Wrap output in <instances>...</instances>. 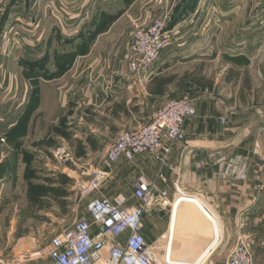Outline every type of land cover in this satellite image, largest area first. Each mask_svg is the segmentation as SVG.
Listing matches in <instances>:
<instances>
[{"label": "crops", "instance_id": "0c3cea01", "mask_svg": "<svg viewBox=\"0 0 264 264\" xmlns=\"http://www.w3.org/2000/svg\"><path fill=\"white\" fill-rule=\"evenodd\" d=\"M253 1L218 4L222 20L216 29L207 25L204 6H216L217 0H16L3 27L15 26L20 41L0 42V203L23 184V202L58 235L88 217L92 200L129 196L130 184L143 171L154 183L153 197L159 196L142 221L145 240L157 253L162 241L163 253L173 220L179 258L223 264L242 236L254 264H264V108L257 101L264 61L249 55ZM163 16L173 23L174 42L150 74L137 77L128 67L131 35ZM262 29L254 35L260 38ZM217 45L228 60L224 78L214 81L219 88L204 92L169 81L173 67L198 58L211 57L215 65ZM176 89L193 98L196 116L185 124V142L173 144L163 178L156 177L155 156L137 155L131 162L120 159L97 190L82 194L76 183L103 169L110 144L121 132L145 125ZM61 147L70 156L66 165L55 157ZM38 159L43 168L34 166ZM164 190L167 205L160 195ZM182 195L201 204L190 208ZM205 215L214 219L220 237L207 248ZM29 240L35 241L32 235ZM34 264L50 262L46 257Z\"/></svg>", "mask_w": 264, "mask_h": 264}, {"label": "built area", "instance_id": "2783aa9c", "mask_svg": "<svg viewBox=\"0 0 264 264\" xmlns=\"http://www.w3.org/2000/svg\"><path fill=\"white\" fill-rule=\"evenodd\" d=\"M6 1L0 0V6ZM169 19L168 16L159 17L146 28L132 33L128 67L137 77L150 74L162 53L173 44V30L167 27ZM195 116L196 105L193 99L184 97L168 101L151 114L145 125L136 130L121 132L107 150L103 169L92 171L89 178L78 181L76 187L82 194L89 195L99 188L106 171L120 159L131 162L135 156L144 154L155 156L160 164L156 177L162 179V168L167 164L173 144L185 142V124ZM221 123L225 124L226 120L221 118ZM55 157L64 164L70 160L63 147L57 149ZM130 186L132 192L129 196L92 200L87 206L88 217L52 237L47 254L39 250L29 255L25 253V256L28 259L45 256L50 264H173L169 260L172 229L165 237L161 256L154 245L146 242L142 233L145 209L153 201V181L143 171H139ZM173 187L177 193H181L178 183H174ZM160 195L162 204L167 205V191H162ZM132 200H136L137 204H132ZM210 221L214 228L213 244H218L220 237L216 224L214 219ZM0 264L8 263L0 259ZM223 264H254L242 236L237 237Z\"/></svg>", "mask_w": 264, "mask_h": 264}, {"label": "rangeland", "instance_id": "374dc122", "mask_svg": "<svg viewBox=\"0 0 264 264\" xmlns=\"http://www.w3.org/2000/svg\"><path fill=\"white\" fill-rule=\"evenodd\" d=\"M15 1L16 0H7L3 5L0 6V42H2V40L4 41L14 40V43L17 44L20 41L21 32L15 26H10L8 27V29L6 27H3L4 20L6 19L7 16V12L15 4ZM226 1L228 0H221V2L217 0L216 6L214 3L210 4L209 6L208 5L204 6V11L207 12V14L209 15V18L207 19V25L209 24L214 25L216 29L218 26H220V22L222 20L220 18L222 14V11H220L221 10L220 6L226 4ZM234 4H236V2H234L232 5L234 6ZM262 9H264V0H255L253 1V3L250 2L249 10L251 11V14L249 19L250 21L249 26L252 30L249 29L247 34V39L249 40V42L253 47L249 51V55L250 56L255 55L257 57V61L259 60L261 62L264 61V34L263 35L261 34L260 38H258V36L254 35V33H256V31L258 32L262 26L263 29L261 30V32L262 31L264 32V16L258 18V15L260 14V10ZM91 13L92 11L90 12V17H91ZM259 23H263V25ZM172 24H173L172 21L169 19L167 25L168 29H172ZM202 37L204 38V33L202 34ZM209 39H210L209 37H206L203 39V41L205 40L207 42ZM218 45H220V42H218ZM218 45L217 48L220 52L218 50L217 52L218 54L219 53L220 54L216 58L217 62L215 65L213 62H210L211 57L198 58L196 59L193 65L188 64V65H184L183 67L182 66L173 67L171 72L174 74L168 77L169 81L174 79V83H173L174 86L175 84L182 82L184 83L183 84L184 88H186L187 85L190 86L196 85L197 87L203 89L204 92L205 91L208 92L215 88H219L218 86L220 84H218L215 87L214 81L216 79L217 82H219L220 80H222V78H224L223 64H225L228 60L226 59L227 57L223 55V52H227V51ZM259 67L260 66H258V68ZM183 71H185V73ZM182 72H183L182 76L177 75V73H182ZM215 73L217 74V77H214V79H212ZM235 84L239 85L237 83ZM258 85H259L258 87L259 96L257 101L259 103V106L261 108H264V81L258 82ZM256 86H254L255 89ZM173 94H174L173 96L171 95L167 99V102L171 100H178L184 97L193 99L190 95L188 96L184 95L182 90L176 89L174 90ZM213 95H215L214 92ZM1 150H3L2 147H0V151ZM40 161L42 160L38 159V162L34 163V166L37 168H43L42 162ZM102 167H103V162H102ZM22 189H23V184L21 185L19 183L17 190H15L17 192V195H15L13 191H8L7 199L4 202L0 203V259L8 264H34L37 261L46 260L45 256L33 257L28 259V257L25 256V253L29 255L38 252L39 250H44V254H47L48 250L45 249L47 246H49L52 237L56 236V233L53 232L54 227H52L48 222H45L44 220H40L37 218L38 216L37 214H35L37 213V210L35 209V207L31 209L30 205H27L25 202H23L22 200L23 197L21 196L23 191ZM180 198L184 199V201L182 202H184L186 205H189L190 208H195L196 205L201 204V201H199L194 197L182 195ZM158 201H159V196L157 197L154 196L153 197L154 204H158ZM66 227L67 226L60 228H66ZM31 235L32 238L35 239V241L29 240V236ZM22 237L24 238V241L21 242L18 241L19 238ZM162 245H163V241L159 242L157 246L159 254L162 253ZM206 251L207 250H205L203 253H206ZM252 259H253V255H252ZM170 262L173 264H183L178 261H173L172 259H170ZM205 263H206V259L203 257L191 261V264H205Z\"/></svg>", "mask_w": 264, "mask_h": 264}, {"label": "water", "instance_id": "95a60500", "mask_svg": "<svg viewBox=\"0 0 264 264\" xmlns=\"http://www.w3.org/2000/svg\"><path fill=\"white\" fill-rule=\"evenodd\" d=\"M179 216V215H178ZM206 216V215H205ZM174 218V217H173ZM207 218V222H208V225H209V242L207 243V246L206 248L213 243L214 241V232H213V226H212V223L211 221L208 219V217L206 216ZM172 240H171V246H170V259H172L173 261H178V262H181V263H188V262H191L192 260L190 259H182V258H179L177 257V253H176V242L174 240V230H173V225H172ZM169 259V260H170Z\"/></svg>", "mask_w": 264, "mask_h": 264}]
</instances>
